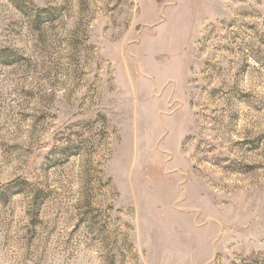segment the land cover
<instances>
[{
	"label": "rangeland",
	"instance_id": "rangeland-1",
	"mask_svg": "<svg viewBox=\"0 0 264 264\" xmlns=\"http://www.w3.org/2000/svg\"><path fill=\"white\" fill-rule=\"evenodd\" d=\"M0 264H264V0H0Z\"/></svg>",
	"mask_w": 264,
	"mask_h": 264
}]
</instances>
